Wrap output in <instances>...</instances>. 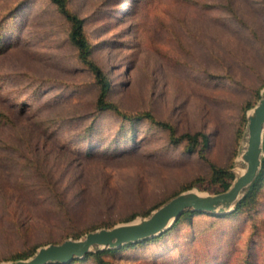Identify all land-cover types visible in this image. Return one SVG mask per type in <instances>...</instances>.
<instances>
[{
	"label": "rangeland",
	"instance_id": "1",
	"mask_svg": "<svg viewBox=\"0 0 264 264\" xmlns=\"http://www.w3.org/2000/svg\"><path fill=\"white\" fill-rule=\"evenodd\" d=\"M70 4L85 19L112 101L127 111L149 109L181 132L204 130L210 160L232 164L235 175L244 168L247 122L238 136L240 117L264 90V0ZM68 30L50 0H0V264L122 223L210 173L161 128L139 126L136 152L131 144L113 153L134 140L126 138L131 127L121 130L117 115L96 112L98 88ZM209 186L191 189L217 193ZM262 203L256 221L264 231V190ZM251 226L243 216L197 215L163 241L104 257L115 264H246L249 256V264H264V234L249 245Z\"/></svg>",
	"mask_w": 264,
	"mask_h": 264
},
{
	"label": "trees",
	"instance_id": "2",
	"mask_svg": "<svg viewBox=\"0 0 264 264\" xmlns=\"http://www.w3.org/2000/svg\"><path fill=\"white\" fill-rule=\"evenodd\" d=\"M52 4H54L61 15L64 17L66 22L69 25L68 30V36L70 41L73 43V45L76 47V57L77 61L86 67L89 71H91L95 85L98 88V93L95 99V110L98 113L102 112H112L115 115H117L124 124L121 125V130H123L124 125H128L131 127L128 131V134L126 136L127 140L134 139L132 142L125 143L124 145L122 143H118L113 149H118L116 152H126L129 151L130 148H127L128 145H131L134 147L132 151H129L131 153L136 152L137 144L140 141L138 138L135 139L137 136V128L139 126L147 127V128H161L165 131H167V137H168V143L172 146H182L184 150L187 153L190 154H197L200 159L208 163L210 167V173L208 177L199 176L194 178L192 181L182 184L181 187L172 194V196L180 193L181 191L191 189L193 186L198 185L201 187V184L204 181H208L210 186L207 190H211L212 188H215L214 191L220 192L223 190H226L232 180L235 178V173L231 170L232 164L228 165H218L217 163L210 160L208 156V151L210 147V135L205 132L204 130H196V131H179L178 127L171 121L161 119L155 115V113L149 109H143V110H137V111H127L120 107L118 103L115 101H112L110 99L111 91H112V85L111 80L108 75V73L103 69V67L95 60L93 57V51H94V43L91 41L90 37L88 36V33L85 29V19L84 17L78 15L71 7L70 0H50ZM15 14L12 15L10 19H14ZM13 33L10 32L9 35H12ZM261 97L260 92L257 93V99ZM254 103L249 102L244 107V110H242V115L240 117L239 121V129H238V136H240L241 130L244 127V125L247 122L246 118V111L250 107H252ZM122 145V146H121ZM124 147V148H123ZM93 153V152H92ZM264 190V159H263V167L262 170L256 179L255 183L251 186V188L247 191L245 196L238 202L236 205V208L229 212V213H223V214H214L210 212H200L196 210H187L185 211L173 224L170 228L163 231L157 236L149 237L142 239L140 241L129 243L124 246H121L115 250L110 249H97L96 251L88 252L85 256L81 258L74 259L72 261L66 262V263H50V264H78L83 263L85 261H93L95 264H115L107 259H105L104 255L106 253H116L120 250L126 249V248H135L140 246H147L154 242H160L163 241L168 235H172L174 230H177V228L184 222V221H191L194 219L197 215H209L213 218H227L232 216H243L245 217L250 223H252L251 228L253 230L251 231L250 240L248 244L250 245L251 241L254 239V236L258 235V231L261 234H264V231L262 228H260L259 223L256 221V213H258L263 206L262 203V193ZM171 196V197H172ZM169 197L168 199H170ZM168 199L162 201L159 204L154 205L152 208H149L147 211L143 213H133L132 215L126 217L122 221H130L137 217V215H143L147 216L150 214V212L163 204ZM65 212H67V209H65ZM117 221H112L109 223H105L104 226L111 227L113 226ZM98 226H95L91 228V230H95ZM259 233V234H260ZM81 234L75 233L73 236L74 238H79ZM261 248L264 249V243L261 246ZM36 252V248H33L30 252L19 254L17 257H14V259H26L33 255ZM246 258L245 263L249 264L250 259L249 256H244Z\"/></svg>",
	"mask_w": 264,
	"mask_h": 264
},
{
	"label": "water",
	"instance_id": "3",
	"mask_svg": "<svg viewBox=\"0 0 264 264\" xmlns=\"http://www.w3.org/2000/svg\"><path fill=\"white\" fill-rule=\"evenodd\" d=\"M246 143L240 154L245 166L235 175L230 186L221 192L206 193L187 189L172 196L153 209L149 215L100 227L80 238H67L59 243L40 246L26 259H16L8 264L66 263L97 249L115 250L129 243L154 237L167 230L187 210L229 213L258 178L264 159V90L258 102L247 113Z\"/></svg>",
	"mask_w": 264,
	"mask_h": 264
},
{
	"label": "bare ground",
	"instance_id": "4",
	"mask_svg": "<svg viewBox=\"0 0 264 264\" xmlns=\"http://www.w3.org/2000/svg\"><path fill=\"white\" fill-rule=\"evenodd\" d=\"M237 171H238V173H241L243 171V169L242 168H238Z\"/></svg>",
	"mask_w": 264,
	"mask_h": 264
}]
</instances>
